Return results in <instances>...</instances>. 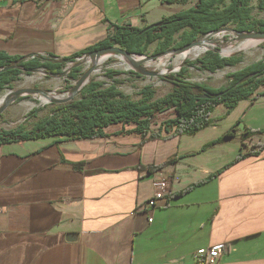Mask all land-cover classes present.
Returning <instances> with one entry per match:
<instances>
[{"label": "crops", "instance_id": "0c3cea01", "mask_svg": "<svg viewBox=\"0 0 264 264\" xmlns=\"http://www.w3.org/2000/svg\"><path fill=\"white\" fill-rule=\"evenodd\" d=\"M197 1L0 0V51L71 55ZM210 118L144 141L114 124L102 137L0 144V264H198L195 251L218 242L215 264H264V85ZM247 129L263 132L243 139ZM155 175L169 185L147 209Z\"/></svg>", "mask_w": 264, "mask_h": 264}, {"label": "trees", "instance_id": "16d2710c", "mask_svg": "<svg viewBox=\"0 0 264 264\" xmlns=\"http://www.w3.org/2000/svg\"><path fill=\"white\" fill-rule=\"evenodd\" d=\"M223 4L222 7H219ZM258 5L264 9V0ZM250 0H198L190 8L164 17L160 24L142 32L143 28L133 26H113L107 36L71 55L58 57L52 53L28 56L10 55L0 51V68L18 65L0 71V90L11 87V82L18 80L23 71L43 69L49 77L63 74L66 80L78 79L81 66H68L92 50L120 45L131 53L145 54L151 43L156 42L154 54H160L177 46L178 48L195 41L200 35H207L227 24L234 23L239 31H264V19H253ZM179 40L175 43V35ZM241 61V56L234 54L223 56L216 49H208L196 59H187L176 73H169L165 79L171 89L164 95L155 97L151 85L140 89L139 100H133L119 90V79L114 76L123 73L117 69H106L105 76L111 80L91 79L85 83L78 97L68 102L55 105L49 113L38 118L31 128L24 123L0 130V144L15 141L40 139L50 136H63L67 139L94 138L106 136L105 128L121 125L120 133L139 135L142 141L165 136L192 135L206 128L211 123L210 115L215 106L224 104L228 110L240 101L253 96L259 86L264 85V58L240 69L229 72L227 83L212 87L200 81H192L183 75L187 67L214 72L226 66H234ZM256 72L248 79L246 75ZM28 96L19 97L21 100ZM42 109L33 107L28 116L35 117ZM168 112L166 118L153 125L160 114ZM261 130L247 129L242 138L261 133ZM227 132L224 137H231ZM249 153H251L249 151ZM171 155L163 162L148 165L149 171L159 169L177 160Z\"/></svg>", "mask_w": 264, "mask_h": 264}, {"label": "rangeland", "instance_id": "374dc122", "mask_svg": "<svg viewBox=\"0 0 264 264\" xmlns=\"http://www.w3.org/2000/svg\"><path fill=\"white\" fill-rule=\"evenodd\" d=\"M225 2H228V0H225ZM258 2L259 0H250V5L252 7L251 16L253 19H264V9L259 7ZM222 6L223 4L219 5V7ZM224 27L235 28V24L230 23ZM219 33L222 35L218 36L217 33H213L208 37V39L213 41V43L210 44L205 51L208 49H216L223 56H227L230 53L235 52V54L241 56V61L234 66H226L214 72L201 70L197 67H187V70L183 75L185 78L192 81H200L214 87L225 85L227 83L226 75L229 72L264 58V40H259L257 46L252 45L249 47H243V44H245L250 38H237V35L229 30ZM203 38H207V35H200L197 40ZM178 40L179 34H176L175 43H177ZM114 46L121 47L118 44H115ZM155 46L156 42L151 43L144 56L154 55L153 51ZM178 49L179 48L177 46L172 47L166 50V52L154 56L153 59L144 60L140 63L145 70L164 73L163 75H148L140 73L136 66L130 63V58L136 59L139 55L133 54L130 55L129 58L128 56L120 53H110V55L103 60H100L102 56L91 58L88 55H84L81 58H78V61H82L80 65L81 74L79 78L84 73H86L85 79L83 81L84 83H87L91 79L103 80L110 83L111 80L104 74L105 70L109 68L117 69L123 71V73L114 76L120 81L116 84V86L131 99L139 100L141 98L139 91L146 85H151V87L155 90V97H159L166 94L171 89V84L165 79V76L169 73L178 72L183 66L185 60L196 59L191 57L183 59L177 55L169 57L167 56L169 53L177 52ZM204 53L205 52H203L200 56H202ZM160 59H165L164 65L159 63ZM181 63L182 66L179 67ZM71 64L72 63H69L68 66H71ZM78 79L68 81L63 76L49 77L42 71H23L20 74V78L18 80L11 82L10 88L0 90V107L4 105L5 101L8 99L6 95L9 92L21 90L23 91L22 96H28L21 100H17L20 96L15 97L14 101L9 102L0 112V130L14 127L18 123H24L27 128H31L33 123H35L38 118L49 113L55 105L65 103L56 100L50 101L44 95L34 92V89L43 90L47 95L56 99L67 98L70 95H72L71 99H75L78 97L79 91H72V87L83 86V84L78 83ZM39 106H41L42 109L35 117L28 116L31 108ZM167 115L168 112L158 115L156 118V123L153 125V127H155L162 119L166 118Z\"/></svg>", "mask_w": 264, "mask_h": 264}, {"label": "water", "instance_id": "95a60500", "mask_svg": "<svg viewBox=\"0 0 264 264\" xmlns=\"http://www.w3.org/2000/svg\"><path fill=\"white\" fill-rule=\"evenodd\" d=\"M160 22H155V23H152V24H149L147 25L146 27H144L142 29V32L145 31V30H148L154 26H157L159 25ZM224 30H229L233 33H235L237 35V38H240V39H246V38H253V39H257V40H264V31H239L235 28H229V27H221L217 30H214V31H211L210 33L207 34V38L213 34V33H218V32H221V31H224ZM203 36V35H201ZM199 40H195V41H192L182 47H180L177 51H181V50H184L190 46H193L195 44L198 43ZM166 52V51H165ZM110 53H120V54H123V55H126L130 58V55H139V56H143L145 60H150V59H153L154 56H157L158 54H154V55H150V56H144V54H139V53H131L129 51H127L126 49H123L121 47H117V46H107V47H102V48H98V49H95V50H92L90 51L89 53L85 54V55H88L89 57L93 58V57H97V56H102L103 59H105L106 57H108L110 55ZM164 53V52H163ZM162 54V53H160ZM234 53H230L229 55H234ZM227 55V56H229ZM81 58V57H80ZM102 59V60H103ZM131 60H133L132 58H130ZM142 62V60L138 63H134V65L136 66V68L140 71V73H143V74H148V75H163L164 73H159V72H155V71H148V70H145L143 68V66L140 64ZM82 63V61H76L75 63H72L71 65H74V66H80ZM183 63V62H182ZM182 63L179 65L182 66ZM13 67H19L18 65H11V66H5V67H1L0 68V71H5L7 69H10V68H13ZM21 68V67H19ZM22 70H26V69H23L21 68ZM27 71V70H26ZM33 71H42L45 75H48V73L43 70V69H34V70H29V72H33ZM256 74V72H253V73H250L248 75H246L243 79H248L252 76H254ZM63 74H59L58 76H55V77H62ZM85 76H86V73H84L79 79H78V83L79 84H85L83 81L85 79ZM82 87H72V91H80ZM34 92L36 93H39V94H42L44 95L48 100L50 101H61V102H67L69 100H71V96H68L67 98H63V99H56V98H53V97H50L49 95H47L43 90H40V89H34L33 90ZM79 93V92H78ZM23 95V91L21 90H17V91H14V92H9L6 97H8V99L5 101L4 105H2L0 107V112L5 108V106L11 102V101H14L15 97H22Z\"/></svg>", "mask_w": 264, "mask_h": 264}, {"label": "built area", "instance_id": "2783aa9c", "mask_svg": "<svg viewBox=\"0 0 264 264\" xmlns=\"http://www.w3.org/2000/svg\"><path fill=\"white\" fill-rule=\"evenodd\" d=\"M168 185L169 179L165 175H155L153 177L152 186L154 192L147 200V209L156 207L159 201L165 198ZM149 220L152 219L150 218ZM226 248L227 244L224 242H218L207 247L198 248L195 251V260L198 264H215Z\"/></svg>", "mask_w": 264, "mask_h": 264}, {"label": "bare ground", "instance_id": "6f19581e", "mask_svg": "<svg viewBox=\"0 0 264 264\" xmlns=\"http://www.w3.org/2000/svg\"><path fill=\"white\" fill-rule=\"evenodd\" d=\"M222 33L225 32L224 31H221ZM218 36H221L222 34L221 33H217ZM259 42V40L257 39H253V38H250L245 44H243V47H249V46H252V45H256L257 46V43ZM213 41H211L210 39L208 38H203V39H200L198 41L197 44L193 45V46H190L184 50H181V51H177L175 53H169L167 54V56H179L181 58H187V57H191V58H198L203 52H205V50L208 48V46L210 44H212ZM241 45V44H240ZM239 45V46H240ZM239 48V47H238ZM232 51V50H231ZM136 57V56H135ZM103 58H100V60H102ZM133 60H130V63L134 64V63H138L140 62L141 60L144 61V57L143 56H138L136 59L132 58ZM158 63V62H157ZM161 65H164L165 64V59H160V62H159ZM150 64V63H149ZM178 64V63H177ZM160 65V66H161ZM165 70V69H164ZM47 100V99H45Z\"/></svg>", "mask_w": 264, "mask_h": 264}]
</instances>
